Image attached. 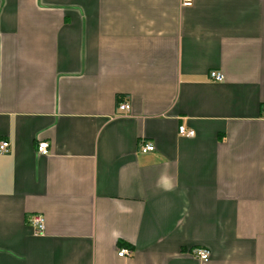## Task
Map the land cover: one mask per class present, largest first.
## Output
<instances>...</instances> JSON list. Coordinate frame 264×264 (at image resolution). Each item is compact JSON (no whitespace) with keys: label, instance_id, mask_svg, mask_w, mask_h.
Segmentation results:
<instances>
[{"label":"crops","instance_id":"1","mask_svg":"<svg viewBox=\"0 0 264 264\" xmlns=\"http://www.w3.org/2000/svg\"><path fill=\"white\" fill-rule=\"evenodd\" d=\"M0 141V264H264V0H0Z\"/></svg>","mask_w":264,"mask_h":264},{"label":"built area","instance_id":"2","mask_svg":"<svg viewBox=\"0 0 264 264\" xmlns=\"http://www.w3.org/2000/svg\"><path fill=\"white\" fill-rule=\"evenodd\" d=\"M194 0H179V5L182 8L191 7ZM209 80L216 83H221L224 79L223 75L219 72H210L208 74ZM117 110L120 113H127L129 111V106L127 104H120L117 107ZM178 133L184 137H193L195 134L192 130L187 129L185 126L178 127ZM9 149V143L7 141H0V154H4ZM37 153L41 156H44L48 153V144L46 142L39 143L37 145ZM140 151L142 153H149L154 151V147L150 143H145L140 146ZM32 225L36 234L41 235L44 232V220L40 215H35L32 218ZM131 252L126 249H120L117 252L118 257H129ZM193 256H195L202 263H205L209 260V252L205 249H196L193 251Z\"/></svg>","mask_w":264,"mask_h":264}]
</instances>
